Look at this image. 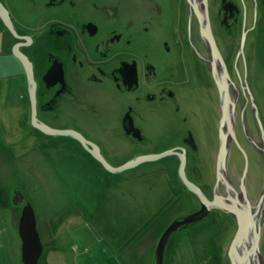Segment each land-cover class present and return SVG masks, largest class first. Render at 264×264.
Instances as JSON below:
<instances>
[{
	"label": "rangeland",
	"instance_id": "rangeland-1",
	"mask_svg": "<svg viewBox=\"0 0 264 264\" xmlns=\"http://www.w3.org/2000/svg\"><path fill=\"white\" fill-rule=\"evenodd\" d=\"M2 1L10 11L17 35L6 27L9 38L6 50L9 53L14 44L20 43L19 51L30 56L38 95L32 106L27 71L20 60L9 55L10 74L0 91V264H22L18 224L17 229H8L7 220L19 223L27 205L34 215L39 244L46 252L56 250L49 255L56 264H78L74 259L76 253L97 264H156L157 245L164 226L173 229L161 250L162 264H231L228 246L237 231L239 210L257 214L251 219L254 230L245 238L251 239L252 246L257 243V251L249 254L251 263L264 264V65L261 64L264 55L260 54L264 51V35L246 36L244 59L238 56L236 62L233 52L239 48V43H231L230 49L221 47L222 57L232 53L231 59L224 61L225 67L233 70L226 80L231 109L222 121V87L219 80H215L218 94L217 97L214 94L217 107L214 126L205 129L199 124L201 129L192 131L197 147L191 148L180 140L176 145L161 142L158 137L151 140L156 122L153 127L150 116H137L136 112L127 110L125 104L120 107L115 104L116 99L108 97L101 89L98 79L105 78L102 69L128 59V50L144 51L140 48L143 37L133 34L131 45L125 44L123 36L116 42L107 41L102 50L105 65L101 64V70L96 66L86 69L87 64L81 67L79 59L82 58L73 60L78 52L68 32L75 33L73 12L79 6V10L109 18L115 14L113 11H106L103 4L95 8L84 0H76L75 5L71 0ZM106 1L115 2V6L120 4V8L133 5L141 11L145 5L139 3L141 0ZM163 6L169 8L166 3ZM250 22L248 19L246 24L251 25ZM258 28L264 33V20L258 22ZM51 31H61L63 35L53 38ZM34 40L38 44L31 46ZM51 58L70 60V63L56 73L51 68ZM39 66H42L40 72ZM78 75L81 77L76 78ZM239 76L249 78L254 93L250 96L254 106L248 110L241 109L240 103L234 109L231 99L233 90L230 88L243 87ZM59 81L65 84L51 89L50 82ZM246 86L249 89L248 84ZM68 89L74 93H68ZM194 91L200 93L197 89ZM33 110L35 119L48 124L49 129L34 126ZM202 110L206 116L203 103ZM189 113L185 111L186 123H190L192 117ZM127 117L128 126L124 121ZM59 127L72 131L65 135L51 134L52 128ZM183 135L184 131H178L179 139ZM223 137L224 151H220ZM110 153L115 158L109 157ZM87 154L100 165L98 169L83 167L87 164ZM144 155L153 157L140 160ZM132 158L133 164L128 162ZM194 165L202 182L216 180L212 199L189 180V176L195 174ZM114 181L119 183L117 189L108 187V183ZM181 186L197 196L199 209L182 201ZM195 188L210 203L207 207ZM168 189L176 191L168 196L172 201H166ZM84 194H88L89 206H85ZM217 194L222 196L220 203ZM6 195L15 197L9 209ZM97 197L103 202L101 209L99 202L93 203ZM256 201L258 204L254 206ZM227 206L232 210L228 211ZM202 207L207 209L205 214L188 221ZM211 208L228 213L233 219L231 226L221 225V219H214L205 233L198 232L199 221ZM182 221L186 228L175 231L176 225L184 226L179 224ZM172 245L177 247L174 256L170 255L173 251L168 253ZM61 252L70 260H61L58 257Z\"/></svg>",
	"mask_w": 264,
	"mask_h": 264
},
{
	"label": "flooded vegetation",
	"instance_id": "flooded-vegetation-1",
	"mask_svg": "<svg viewBox=\"0 0 264 264\" xmlns=\"http://www.w3.org/2000/svg\"><path fill=\"white\" fill-rule=\"evenodd\" d=\"M71 2L76 4V0ZM84 2L94 4L95 8L103 4L102 8L106 11L110 9L115 14L109 18H100L84 9L79 10L78 6V10L73 12L71 18L76 24L75 33L68 31L71 41L78 50L73 60L82 58L79 59L81 67L87 64L86 69L96 66L101 70V64L105 65L102 50L106 48L107 41L116 42L123 36L125 44L131 45L133 34L143 37L144 41L140 48L148 47L151 58L145 50L138 52L128 50L131 54H128V59L120 60L117 64H108L102 69L105 78L103 80L97 78L102 86L101 89L108 97L118 98L120 107L125 104L127 110L136 112L137 116H150L153 127V123L156 122L157 126L151 134V140L158 137L161 142L174 145L180 140L191 148L197 147L192 131L199 129L200 126L205 129L214 126L217 117L215 101L218 94L208 65L209 57L204 49L205 44L202 38L197 37L200 34L197 12L203 14L202 0H141L139 3L145 4L142 5L143 11L133 5L129 8L126 6L120 8V4L115 6V2L106 0H84ZM164 3L169 8L163 6ZM206 4L210 29L216 41L218 38L219 46L221 35H217L216 32L229 34L226 39L231 45L234 36H241L244 30L247 36H255L263 31L258 28V22L264 20V0H206ZM248 19L251 20V25L246 24ZM235 20L237 21L234 22ZM240 22L243 23V30L238 28ZM50 35L59 38L63 33L51 31ZM51 60L61 69L65 64L70 63V60L64 61L59 58H51ZM58 72L59 70L56 71ZM79 77L81 75L76 76ZM240 78L239 76V82L243 87L241 88L240 85L237 90L231 87L230 90H233L231 99L234 109L240 103L241 109L248 110L249 107L254 106V100L250 97L254 93L250 89L249 78L247 77L246 80ZM194 89L199 90L200 93H196ZM67 92L74 93L70 89ZM202 103L206 107V116L202 110ZM185 111L192 115L190 123H186ZM200 115L204 118H196ZM124 121L126 126L130 124L128 117ZM180 130L185 132L181 139L178 137ZM102 154L104 155L103 151ZM86 161L87 164H83V167L89 170L100 167L89 154ZM194 169L195 174L189 176V180L195 183L205 196L212 199L216 180L211 182L212 180L206 179L202 182L196 165ZM98 172L103 174L100 170ZM111 184L118 187L119 183L114 181ZM219 187L224 191L222 185ZM83 189H85L84 185ZM185 189L180 187L179 191L184 196L179 195V197L182 201L191 203L195 209H199L200 201L197 196ZM175 193L176 191L168 189L165 193L166 201H172L168 196ZM223 195L228 196L225 192ZM84 199L89 200L86 199L85 194ZM85 206L89 204L85 203ZM214 219H221L219 221L222 224L218 223L224 226H231L233 222L228 213L215 208H211L206 217L199 222L201 224L207 222L208 228Z\"/></svg>",
	"mask_w": 264,
	"mask_h": 264
},
{
	"label": "bare ground",
	"instance_id": "bare-ground-1",
	"mask_svg": "<svg viewBox=\"0 0 264 264\" xmlns=\"http://www.w3.org/2000/svg\"><path fill=\"white\" fill-rule=\"evenodd\" d=\"M0 2H1V4L3 5V7H4V9L6 10V12L8 13V19L9 20H11L12 21V18H11V14H10V11L8 10V8L4 5V3H3V1L2 0H0ZM202 4H203V7H202V11H203V14H200L199 12H197V15H198V20H199V25H200V34H198L197 35V37H199V38H202L203 39V42H204V44H205V51L207 52V55H208V57H209V63H208V65H209V67H210V72H211V75H212V77L214 78V80H218V76L217 75H222L224 78H225V75L227 74L228 76H227V78H228V80L230 79V73H232L233 72V70H231V69H227L226 67H225V63H224V61L225 60H227V59H231V57H232V53L231 54H229V55H227V56H224V57H222V52H221V45H224V46H226V47H228V48H230L231 47V45H230V43L228 42V40L227 39H222V36H224V37H229V34H223V33H221V32H216V34L217 35H221L220 37H219V39H220V46H219V44H218V40L216 41V39H215V37H214V35L212 34V31H211V29H210V23H209V20H208V10H207V4H206V0H202ZM0 21H1V26L3 27V29H4V31H5V41H6V44H7V48H8V45H9V38H8V32H7V28H6V26L4 25V22H2V20L0 19ZM237 20H235L234 22H236ZM239 30H243V23L242 22H240L239 23ZM245 32H246V30H244V33L241 35V36H234V41H233V43L235 44V43H239V48H236V50H235V52H233V54H235V55H233V60H235V62H236V59L238 58V56H241L243 59H244V55H243V50H244V45H246L247 44V42H246V36L247 35H245ZM259 35H264V33L263 32H259L258 34H257V36H259ZM209 39H211L212 40V42H214V43H211L210 42V40ZM222 39V40H221ZM239 40H240V42H239ZM3 43V42H2ZM4 44V43H3ZM3 44H0V45H3ZM34 44H38V42H37V40H34L33 41V44L31 45V46H33ZM47 45V44H46ZM31 46H28V48H30ZM6 48V49H7ZM144 49H145V51L147 52V54H148V57L149 58H151V55H150V53L148 52V47H144ZM175 49H176V46H175ZM26 52V51H25ZM260 54L261 55H264V51H262V52H260ZM8 55H12V56H14L15 58H16V60H20L19 58H17L15 55H14V53L12 52V51H10L9 53H8ZM29 61H31V59H30V56L27 54V52H26V55H24ZM264 61H262V63L261 64H263L264 65V63H263ZM50 64H52L51 65V68H52V70H53V72H56V71H58V70H62L61 69V67H57V65L54 63V62H50ZM40 68H38L37 70H38V72H40V71H42L41 69H42V66H39ZM226 68V71H227V73L226 74H224L222 71L224 70ZM31 70H32V74L35 76V72H34V66H33V63H32V67H31ZM217 74V75H216ZM9 78V77H8ZM17 79V78H16ZM17 81H18V79H17ZM47 81V80H46ZM220 82V80L218 81V83ZM34 88H33V92H32V95H33V99H32V104H34V99L36 98V96L35 95H38V91H37V89H38V85H36V84H38L37 82H36V79H35V81H34ZM51 83V89H57V88H61L64 84H65V81H62V82H50ZM7 84V83H6ZM6 84H3V83H0V91H2L3 90V87H4V85H6ZM115 104H119V99L118 98H116V100H115ZM38 109V107L37 108H34V110H37ZM37 114V113H36ZM34 116H35V114H34ZM33 121V120H32ZM36 121V122H35ZM35 121H33V124H34V126L35 125H37V124H39L41 127H42V129H49V125L48 124H46L45 122H43L42 120H36L35 119ZM61 127H59V128H52L54 131H52L51 132V134H54L53 132H58V133H56V134H61V135H65L66 133H68L69 132V130H71V129H60ZM72 131V130H71ZM76 131V130H75ZM42 134H43V132H41ZM76 133L77 134H81L80 132H78V131H76ZM82 135V134H81ZM84 140H86V139H84ZM98 146H100V145H98ZM103 149V148H102ZM104 150V149H103ZM109 157H111V158H115V156H114V154L113 153H110V155H109ZM111 160V159H110ZM128 162H130L131 164H133L135 161H134V158H132V159H130V160H128ZM92 164H94V163H92ZM108 187H114L112 184H110V183H108ZM115 189H117L116 187H114ZM86 189V188H85ZM201 190V189H200ZM105 194V193H104ZM88 198V194H86V199ZM95 198V197H94ZM89 199V198H88ZM217 199H222V196L221 195H219V194H217ZM13 200V201H12ZM85 200V199H84ZM104 200H105V197H104ZM6 201H7V208L9 209V206H10V204L11 203H13V202H15V197H14V199H12L11 198V196H8V195H6ZM5 201V202H6ZM219 201H223V200H219ZM99 202V208L101 209V207L103 208L104 207V205H103V202H101L100 200H99V198L97 197L96 199H94V204H96V203H98ZM85 203H87V204H89V200L88 201H85ZM251 203H253V202H251ZM254 205H257L258 204V202L256 201L255 203H253ZM98 206V205H97ZM94 208H97V207H94ZM95 210V209H94ZM97 210V209H96ZM246 215H248L249 216V218H253L254 216H256L257 217V214L256 213H254V215H252V214H250V213H245ZM7 222H8V229L9 228H14V229H17V224H19L18 222H10L9 220H7ZM184 226H179V225H177L176 227H174V229H175V231H178V230H182V229H185L186 227V225L185 224H183ZM207 226H208V223L206 222V223H203V224H201V226L199 227L200 228V230L198 231V232H202V233H205L206 231H207ZM173 228H171V229H168L166 226H164L163 227V229L161 230V232H163V233H169V232H171L170 230H172ZM37 231V230H36ZM37 234H38V232H37ZM18 235H19V233H18ZM19 240H20V245H21V238H20V235H19ZM231 242H232V240H231ZM231 242H230V244H229V246L228 247H230V245H231ZM19 245V246H20ZM173 246V248H169L170 249V251H168V253L170 254L172 251V253L170 254V255H172L174 252H176L177 251V247H175L174 245H172ZM250 246H251V239L249 238V237H247V238H245L244 239V241H243V243L240 245V251H241V256L242 257H240L241 258V260L244 262V263H248L249 262V258H250V260H252V256H245L244 255V253L243 252H245L246 250H248L249 248H250ZM56 252V250L55 249H49V252H46V249L45 248H43V245L41 246L40 245V249L34 254L35 255V260L36 261H40V262H42V264H56V262H54L53 261V259L52 258H50L49 257V255L51 254V253H55ZM61 254H64L63 252H61ZM252 254V253H251ZM76 255H79V254H77L76 253ZM79 262H87V258H84V257H81L80 256V258H79ZM91 262H92V264H97V262H95V261H93L92 259H91ZM21 263L22 264H25L23 261H21ZM34 264H40V263H34ZM87 264H90V263H88L87 262Z\"/></svg>",
	"mask_w": 264,
	"mask_h": 264
},
{
	"label": "water",
	"instance_id": "water-1",
	"mask_svg": "<svg viewBox=\"0 0 264 264\" xmlns=\"http://www.w3.org/2000/svg\"><path fill=\"white\" fill-rule=\"evenodd\" d=\"M0 19L2 20V22H4V25L15 35V30L13 27V23L11 20L8 19V13L6 12V10L4 9L3 5L0 2ZM211 43L212 42L211 39H209ZM19 46L20 43H16L13 45L12 47V51L14 53V55L20 59L21 63L23 64V66L25 67L26 71H27V75H28V81L29 84L31 85L32 90H30L32 99H33V88H34V80H33V75H32V70H31V63L30 61L24 56L23 53H21L19 51ZM224 74L227 73L226 68L222 71ZM217 75V74H216ZM218 80H220V85L222 87L221 89V94L223 93V105H222V121H224L228 115H229V110L230 108V104H229V98L227 96V86H226V80H228L227 78V74L225 75V78L221 75H217ZM34 104H32L33 106ZM230 105V106H229ZM32 119L33 121H35V116H34V110H33V114H32ZM38 127L42 128L39 124H37ZM70 132H68L67 134H69ZM224 138V137H223ZM224 142H225V138L222 140L221 143V147H220V151H224ZM223 155V152H222ZM153 156L147 155V156H141L140 160H147V159H151ZM197 189V188H195ZM196 192L198 193L199 197L201 198L202 203L207 207L208 204L207 203L208 200H206L203 195L199 192V189L196 190ZM216 202V201H214ZM217 202L220 203L219 199H217ZM30 206L27 205L24 209L23 215L20 218V222L18 224V231H19V235L21 238V259L25 264H34L36 263L35 260V253L40 249V244H39V238H38V234L36 231V227H35V219H34V215L31 211V209L29 208ZM206 208L202 207V209L198 212L197 215H191L190 218H188L189 220H197L199 218H201L205 212H206ZM227 210L231 211L232 208L231 206H227ZM238 215H236V219H237V231L232 239L231 245L229 247V258H230V263L231 264H252L249 258V262L248 263H244L240 257H242L241 255V251L239 246L243 243L245 237L250 233V231L254 230V225L251 222V219L253 218H249L248 215H246L244 212L239 210V213L237 212ZM184 222H180L179 224H183ZM177 226V225H176ZM175 226V227H176ZM171 229V227L169 228ZM170 233V232H169ZM168 237L167 233H164L163 236L161 237L158 245H157V250H156V254H157V259H156V264H162V252L161 250L163 249V244L164 241L166 240V238ZM257 251V243H253V246L251 245V247L246 250L244 253L245 256H249V254H251L252 252Z\"/></svg>",
	"mask_w": 264,
	"mask_h": 264
},
{
	"label": "crops",
	"instance_id": "crops-1",
	"mask_svg": "<svg viewBox=\"0 0 264 264\" xmlns=\"http://www.w3.org/2000/svg\"><path fill=\"white\" fill-rule=\"evenodd\" d=\"M0 44H3V45H0V53H1L0 54V83H4V80L5 79L8 80V77L10 74V64H9V57H8L9 55H8L7 50H6L7 44L5 41V31H4L3 27L1 26V24H0ZM1 195H2V192L0 191V200H1ZM6 218L8 219V212L7 211H6ZM1 228H3V227H1ZM58 257H60V259L64 260V261L66 259H68V261L70 260V258L68 257V255L66 253L60 254V256H58ZM79 258H80V255H76V257L74 259L79 261ZM85 258H87V257H85ZM87 262H91V258L87 259ZM87 262H79L78 264H87Z\"/></svg>",
	"mask_w": 264,
	"mask_h": 264
}]
</instances>
